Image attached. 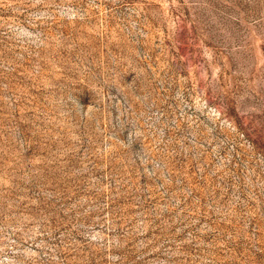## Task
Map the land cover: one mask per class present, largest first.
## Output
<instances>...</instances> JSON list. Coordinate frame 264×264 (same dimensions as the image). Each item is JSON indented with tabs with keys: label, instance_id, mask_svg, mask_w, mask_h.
<instances>
[{
	"label": "rangeland",
	"instance_id": "1",
	"mask_svg": "<svg viewBox=\"0 0 264 264\" xmlns=\"http://www.w3.org/2000/svg\"><path fill=\"white\" fill-rule=\"evenodd\" d=\"M0 264H264V0H0Z\"/></svg>",
	"mask_w": 264,
	"mask_h": 264
}]
</instances>
